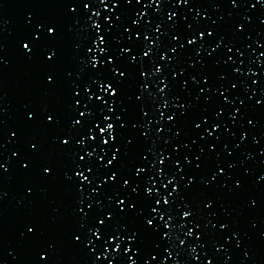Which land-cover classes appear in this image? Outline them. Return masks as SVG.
I'll use <instances>...</instances> for the list:
<instances>
[{
	"label": "snow or ice",
	"instance_id": "snow-or-ice-1",
	"mask_svg": "<svg viewBox=\"0 0 264 264\" xmlns=\"http://www.w3.org/2000/svg\"><path fill=\"white\" fill-rule=\"evenodd\" d=\"M208 2L214 10L222 3L235 9L244 0ZM149 3L160 8L171 5L180 11H171L159 20L146 17L141 24L139 17L146 16V12L137 15L135 11L141 0H45L34 5L64 10L61 15L66 19L26 16L25 31L16 43L25 61H36L45 67L43 89L54 93L66 82V98L62 108L41 104L37 110L25 106L24 127L38 128L40 134L31 135L26 147L12 151L11 157L2 149L8 141L15 143L13 137L21 130L5 136L0 118V204L7 195L4 184L10 179L9 168H15L25 178L37 174L41 184L60 183L64 192L73 197L71 215L75 224L64 243L84 253L87 264H100L101 260L106 264H165V260L188 264V260L176 261L175 255L186 250L190 260L197 261L195 246L204 249L206 243L215 253L205 257L202 264H226L229 257L223 261L216 258L226 249L212 238L213 234L227 232L223 237L227 243L229 237L237 240L239 233L227 221L217 219L213 223L209 216L216 217L211 209L221 195L239 197L244 184L242 177L231 175L235 161L216 158V145L229 135L232 150L225 143L219 151L232 157L245 141L248 133L243 126L238 136L229 132V126L237 121V113L247 125L254 126V117L248 118L245 113L264 104V51L249 61L255 63L259 75L251 67L243 72L245 78L257 77L251 80V86L259 91L260 98L249 105L241 93L248 101L255 93L247 95L249 84L239 79L240 69L232 67L229 53L236 45L233 39L226 40L218 22L222 17L213 20L201 10L204 4L200 0ZM255 5L264 6V0H254L248 7ZM153 11L160 15L159 8ZM205 17L210 22H203ZM242 19L247 22L249 17ZM260 23L264 24V19ZM242 31L243 24L233 25L234 37ZM69 34L74 67L65 70L62 81L57 70L64 63L63 44ZM248 38L245 34L244 39ZM253 43L256 49L264 48V40ZM241 47L248 48L247 44ZM3 52L0 43V70L8 63ZM234 54L242 55L239 48ZM209 62L213 66L224 65L228 71L215 73L213 78L206 71ZM192 69H196L194 73ZM229 75L235 79H229ZM177 89L184 93L183 97L176 93ZM214 97L220 105L215 111L208 113L200 108L199 114L193 115L197 103H211ZM234 101L237 106L232 107ZM229 107V126H225L220 118ZM3 113L0 106V117ZM153 121L154 129L150 127ZM49 130L57 134L44 139L43 134ZM197 141L206 142L207 153L214 154L206 172L202 167L209 156ZM157 142L161 144L159 148ZM257 142L252 137V143ZM191 145L197 146L195 153ZM178 149H187L188 154ZM53 153L66 163L54 158ZM58 168L62 169L59 175ZM247 172L244 169V174ZM229 179L231 184L226 182ZM257 180H264V174L258 175ZM36 191L43 189L26 184L17 205L30 207ZM210 193H215V198ZM248 203L255 206L256 201L250 198ZM23 227L26 230L19 232V240L36 243L29 264H53L56 242L49 241L46 246L39 243L40 227L36 221L30 220ZM260 236L264 238V231ZM236 247H240L238 240ZM93 248L103 251L97 255ZM243 255L247 258L249 253Z\"/></svg>",
	"mask_w": 264,
	"mask_h": 264
},
{
	"label": "water",
	"instance_id": "water-1",
	"mask_svg": "<svg viewBox=\"0 0 264 264\" xmlns=\"http://www.w3.org/2000/svg\"><path fill=\"white\" fill-rule=\"evenodd\" d=\"M43 2L45 0H0V21L3 22L0 23V29H2L0 31V43L4 46L3 55L8 62L0 70V106L4 108L3 116L0 118L4 121L5 136L10 131L21 130L17 133V137H13L16 142L12 143L8 141L2 149L4 154L9 157H11L12 151L25 148L26 141L31 135L40 134L38 128L24 127L23 114L25 106L29 105L37 110L41 104L62 108L66 98V82L61 89H58L54 93H48L43 89L41 78L43 72L46 70L45 67L36 61H25L16 43L17 38L25 31L26 16L28 19H32L33 17L46 19L53 16L62 20L66 19L61 15L64 10L54 7L34 6ZM215 2H220V0H215ZM200 3L204 4L201 10L206 11L208 16L213 20L222 17L218 22L226 36V40L233 39L236 48H239L242 53V55L237 57L234 54L236 51V48H234L233 53H229V55H232L234 62L232 63V67H238L240 69L239 79L244 80L250 86L247 95H253V92L255 93L251 101L247 100L244 93H241V98L245 100L246 104H254V101L259 99L260 96L259 91L255 90V86H251V80L257 79V77L245 78L243 72L248 67H251L259 75V69L256 68L255 63H249V61L253 60L258 52L264 51V48L256 49L253 43V40L257 42L264 40V24L260 23V19H264V6L255 5L254 8H249L248 4L254 3V0H244L243 5L235 9L231 8L227 3H222L221 7L214 10L208 0H200ZM154 8L160 9L159 16L153 11ZM174 10L177 12L180 11V9H174L171 5H165L163 8H160V5L149 3V0H141L140 5H135L137 15L142 11L146 12V16L139 17V23L141 24L146 17L159 20ZM183 11L188 19H190V14L187 13V9L184 8ZM29 13H31V16L28 15ZM245 16L249 17L247 22L242 19ZM203 22L210 21H207L205 17V21ZM237 22L244 25V31L236 34L234 37L233 25ZM245 34L249 37L247 40L244 39ZM72 43V35L69 34L63 44L65 52L64 63L57 70L62 81L65 70L71 71L74 67V62L70 59ZM241 44H247L248 48L241 47ZM250 52L251 55H249ZM201 55L203 56L205 53L202 52ZM180 59L183 60L184 56L182 55ZM261 69H264V57H261ZM195 70L192 69L190 71L194 73ZM206 71L213 74L214 78L215 73L228 71V69L224 65L213 66L209 62L206 65ZM229 79L234 80L235 78L229 75ZM259 83L260 80L258 79ZM189 87L191 88L192 86L189 85ZM225 87H227V84H225ZM176 93L181 97L184 96V93H180L178 89ZM218 106L220 105L215 97L211 103H197L196 108L193 110V115H198L200 108H204L208 113H211ZM235 106L237 105L234 101L232 107ZM227 111H230V107L226 108L224 115L220 118L225 121V126H229ZM245 115L248 118L254 117V126L247 125L246 120L242 119L239 113H237V121L235 124L229 126V132L235 133L236 136L239 135L241 126L248 133L245 141L241 143V147L234 150L233 156L226 157L224 152L219 151L225 143L229 145V150H232L231 137L229 135L226 134L223 136L221 141L216 145V151L219 152V156L216 158L221 161L225 159L235 161L236 167L231 170V175L233 178L242 177L244 184L243 192L239 197L221 195L216 206L211 209L212 212L216 213V217L209 216V219H212L213 223L217 219L227 221L230 227L239 233L237 237V240L240 242L239 248L236 247L237 240H232L230 237L227 243L224 242L223 237L228 235L227 232L221 230L218 236L215 233L213 234L212 238L218 239L219 244H223L224 249H226V251L222 250L216 254V258L219 261H223L225 256L229 257L226 264H264V238L260 236V232L264 231V180H257L258 175L264 174V164L261 163L264 160V104L258 109L247 111ZM155 126V121H153L150 127L154 129ZM53 134H57L56 131L49 130L43 134V138L47 139V137ZM252 137H256L258 142L253 144ZM197 144L205 147V152L207 153L206 142L202 143L197 141ZM160 146V142H157L156 147L159 148ZM197 150L196 145H191V151L193 153ZM178 151H182L185 155L188 154L187 149H178ZM46 154L47 152H45ZM207 155L209 159L205 161L202 167V171L205 172L211 167L214 154L207 153ZM246 155H250L251 158L245 159ZM53 157L60 160L61 163H66L63 157L56 153H53ZM12 159L14 160L15 158ZM182 163L183 161L181 160ZM244 169H248L247 174H244ZM61 172L62 169L58 168V175ZM181 172H183V169H181ZM8 175L10 179L4 184V191L7 195L3 203L0 204V264H29L36 243L21 242L19 240V232L26 230L23 225L30 220L36 221L40 227L39 243L46 246V243L49 241L56 242L55 253L52 258L53 264H87L88 257L84 253L64 243V240L68 238V233L72 231L75 224V218L71 215L73 197L64 192L60 183L41 184L37 174L25 178L18 174L15 168H9ZM226 182L231 184L232 181L229 179ZM28 183L37 185L43 191L35 192L30 207H20L17 205V201L23 195L24 187ZM210 195L215 198L216 194L210 193ZM250 198L256 201L255 206H249L248 201ZM81 207L83 206L81 205ZM53 209L56 211L53 212ZM28 226L30 227L31 224L28 223ZM102 239L105 238L102 237ZM95 243L96 241L93 240V244ZM90 247L92 246L90 245ZM108 247L109 251H111L112 246L109 245ZM146 247H150V244H146ZM84 251L87 252L86 249ZM102 251V248H93V252L97 255ZM201 252L204 253V256H201ZM244 252L249 253L247 258L244 257ZM214 253L215 250L211 248L210 244L206 243L204 249L195 246V254L199 257L197 261H191L186 250L179 255H175V260L178 262L188 260V264H202L205 257L211 256ZM128 255H131V252ZM100 264H106V261L101 260ZM165 264H172V261L165 260Z\"/></svg>",
	"mask_w": 264,
	"mask_h": 264
}]
</instances>
